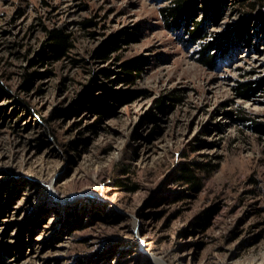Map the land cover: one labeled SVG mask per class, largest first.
<instances>
[{"label": "rangeland", "instance_id": "obj_1", "mask_svg": "<svg viewBox=\"0 0 264 264\" xmlns=\"http://www.w3.org/2000/svg\"><path fill=\"white\" fill-rule=\"evenodd\" d=\"M191 1L199 42L173 0H0V264H264V0ZM53 28L72 45L33 61Z\"/></svg>", "mask_w": 264, "mask_h": 264}, {"label": "trees", "instance_id": "obj_2", "mask_svg": "<svg viewBox=\"0 0 264 264\" xmlns=\"http://www.w3.org/2000/svg\"><path fill=\"white\" fill-rule=\"evenodd\" d=\"M251 6H254V4H251ZM195 3L191 0H173V3L171 5H167L161 8L163 15L167 20H169L170 24H175L176 26L183 25L186 28V34L187 38L190 41L199 42L205 35L206 32L203 31L202 26L194 25V21L192 17L194 16L195 12ZM216 9L215 5L210 6V8L207 10L209 14L213 13V10ZM258 18L263 24L264 28V11L260 12L258 14ZM248 21L249 19H244L243 22L240 23L239 26V33H243L242 31L245 29H248ZM250 22V21H249ZM89 21L83 22V24H88ZM47 33V40L41 45L40 50L37 53V56L34 58L33 61L40 60L43 61L46 58H60L62 55L66 53V50L72 45L71 38L68 33H63L61 30L53 28V29H46ZM212 45L214 43H211ZM118 45L115 43L114 36L108 38L105 40L99 47H97L94 51V56L99 58H106L108 56V52L110 50L116 49ZM209 47L210 45H205L204 53L201 54V62L203 64H207L210 66H214L215 61L213 58L211 59L212 54H209ZM122 67L124 68V71H122L123 79L129 80L132 82L135 77L138 76V69L139 65L136 58L128 59L122 63ZM100 73L104 76H108L109 71L105 68L100 69ZM34 73H26L24 77V84L27 85L31 82L33 78ZM97 72H94L93 79L86 85V91L85 94L87 95L89 91L93 88L97 76ZM248 89H251V86L248 84H243L241 86L242 91H247ZM0 94L2 95H10L11 90L9 87L0 79ZM109 96H112V94L109 92ZM240 94H247L245 92H242ZM88 99L90 100L92 107H94L98 111H102L104 106L106 105L105 100L102 101H95L93 97V93L88 94ZM114 101L119 100V98L112 96ZM19 101V100H17ZM79 105H81V101L77 102ZM161 108V107H160ZM195 164L201 165V161H196ZM182 172L181 177L188 183H195L197 180V176L191 172L190 167L185 164L181 166ZM116 183L122 187H124L127 190H132L135 188V184H128L124 179L117 178ZM69 221L68 223H72L74 226H82L83 218L79 217L78 212L72 213L67 217ZM204 223V221H202Z\"/></svg>", "mask_w": 264, "mask_h": 264}]
</instances>
